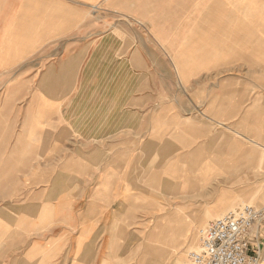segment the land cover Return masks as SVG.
Instances as JSON below:
<instances>
[{"label": "crops", "instance_id": "0c3cea01", "mask_svg": "<svg viewBox=\"0 0 264 264\" xmlns=\"http://www.w3.org/2000/svg\"><path fill=\"white\" fill-rule=\"evenodd\" d=\"M225 1L239 0H0V77L25 86L8 91L14 103L33 96L7 108L14 151L43 116L31 139L40 153L8 154L40 164L34 185L0 194V264H63V240L70 264H104L112 247L122 258L120 243L143 240L144 225L158 229L147 240L169 260L187 229L174 247L167 227L202 225L264 195V35L241 46ZM245 12L263 34L264 6ZM251 242L264 250V220Z\"/></svg>", "mask_w": 264, "mask_h": 264}, {"label": "rangeland", "instance_id": "374dc122", "mask_svg": "<svg viewBox=\"0 0 264 264\" xmlns=\"http://www.w3.org/2000/svg\"><path fill=\"white\" fill-rule=\"evenodd\" d=\"M159 4H160V6H162L164 3H159ZM250 5H251V10H256V9H262L264 6V3L261 1L260 2L259 1L258 2H247L245 0H239L238 2L225 1V2H223V6H222L224 13L225 12L229 13L232 10L235 13H238V15H239V18L237 20V23L239 26L238 37H239L240 43H244V45H241L244 47L247 45L245 43L249 42L247 38H249V39L251 37L253 38L254 34H255V41H256V39H260V37L262 35H264V33L262 34V33L257 32L258 30L263 29V28L258 27V26H262L263 21L257 23V21L261 20V19H259V18H247L246 17L245 9H246V7H248ZM165 11H164V13H165ZM229 20L230 19L228 18L227 24H230ZM251 21L255 23L256 28L254 29L252 26H250L251 28L249 29V32L254 31V33H246L248 31L247 25H248V23H252ZM119 23L124 24L125 27L128 29L135 28L136 29L135 30L136 31V37L138 40L140 39L144 43H147V44L151 43L155 46H158L153 35L150 33V29L147 28V26L145 24H140L136 19H131L128 17H123L122 19H120ZM129 35H132V37H133V33L132 34L130 33ZM158 51L162 55H167V50H165V49H160ZM170 52H173V51H170ZM175 52L178 53V51H175ZM173 57L175 58L176 63L179 65L180 61H182V60L176 59L175 54ZM242 69H244V68H242ZM30 71L31 70H28V72H30ZM181 71H183V70L180 66V72H178V73H181ZM31 73H32V71H31ZM16 77H22V76H16ZM13 85L18 86L15 89L16 93H18V95H22V90L25 87V86H22L23 83L8 82L7 76L0 77V194L5 193L7 191H10V192L16 191V188H19V187H29V186L34 185L35 183H33V182H35V179H33L32 177H29L28 175H30V173L32 172L33 176H37L38 175V173L36 172L37 168H35V167L40 164L38 161H32V160L31 161H26V160L20 161V160H13V157H10V158L8 157V154H12L13 152H16V154H19L17 156L18 158H22L24 155L25 156L30 155L33 159L34 158L33 155L40 153L39 145L36 146V145L32 144L31 139H33V138L37 139V137L39 138V133H38L37 128H38V126H40L42 124L40 119L43 117L42 115L39 116V114L33 115L32 128L30 130V135H29V137L31 138V139H29L30 144L25 145L24 147H17L18 149H16L14 151V146L12 144V137H11L12 131H9V129H7V125H6L7 108L15 105L18 109H22L23 106L24 107L28 106V101H32L33 96L30 98V100L28 98H25L24 100L21 98H18V99L15 98L18 101H16L14 103L12 101V98L8 99V91L10 89L12 90ZM25 85H27V84H25ZM36 87H37V83H35V82L30 83V90L31 91L28 93V95H33V90ZM10 137H11V140H10V143L8 145ZM41 152H43V151H41ZM55 152L56 151L54 149V151L52 153H55ZM8 158H9V160H8ZM52 164L55 165V163H52ZM254 199L255 200H252V201H240L238 205L233 206L230 209L223 211L218 217H220L221 215H224L225 213L229 212L230 210H233L237 207H243L245 205H251V206L261 210L264 213V195L256 193ZM213 219H215V218H213ZM213 219H211V220H213ZM263 220H261V221H263ZM209 221L205 222L202 225L188 227L187 232L185 233V236L181 240V244L179 247L180 251L178 252V254H177V252L173 251V254L170 256L169 260H168L169 256L167 258L159 257L160 253L157 252V250H159L158 247H160V248L163 247V245L161 243L156 242L152 246L150 244L149 240H147V238H149V234L151 232H153L154 229H155L154 231H156V232L158 231V229H156L155 226H151V225H144V226L137 227L138 230H141L138 233L140 234L139 237L143 238V240L126 241V242L120 243V245H119V246H121V250H120L121 253L120 254L123 253L122 258L116 257V255L118 254V245H116V246L112 247L111 252H110V256L105 257V260H103V258H102L103 254H102V251H100V249L102 247V243H97L96 250H95V257H96V260H100L101 262H102V260L105 261L104 264H151V263L152 264H154V263L155 264H158V263H160V264H171L172 263L173 264L174 262H175L174 264H176L178 256H180V254L184 253L186 263L192 264L190 261V258H189V253L191 251L197 250L199 248V244H200L199 232L202 228H204L208 225ZM261 221H260V223H261ZM259 224H257L255 227H257ZM255 227H254V229H255ZM49 228L50 227H47V229H49ZM51 228H53V227H51ZM47 235L52 236V235H56V233H54L51 229L50 231L48 230ZM145 238H146V240H145ZM53 245H55V244H53ZM58 245H59V243H56V246H58ZM61 246H62V249L57 251V253H58L57 257L62 255L63 256V264H70V260L72 259V256H71L72 242L68 241V240H63L61 242ZM156 247H157V250H156ZM114 248H115V250H113ZM47 253L50 254V253H52V251H47ZM155 253H156V255H154ZM147 259H150V260H147ZM154 259H155V261H154Z\"/></svg>", "mask_w": 264, "mask_h": 264}, {"label": "built area", "instance_id": "2783aa9c", "mask_svg": "<svg viewBox=\"0 0 264 264\" xmlns=\"http://www.w3.org/2000/svg\"><path fill=\"white\" fill-rule=\"evenodd\" d=\"M264 213L238 207L210 221L199 232V248L189 253L192 264H264V250L254 249L251 235Z\"/></svg>", "mask_w": 264, "mask_h": 264}, {"label": "bare ground", "instance_id": "6f19581e", "mask_svg": "<svg viewBox=\"0 0 264 264\" xmlns=\"http://www.w3.org/2000/svg\"><path fill=\"white\" fill-rule=\"evenodd\" d=\"M218 137V136H217ZM216 137V139H218ZM215 139V138H214ZM140 156V155H139ZM222 157V156H221ZM155 158V157H154ZM138 159H139V157H138ZM144 159V158H143ZM142 159V160H143ZM153 159V158H152ZM158 159V158H157ZM141 160V161H142ZM140 161V162H141ZM156 161V160H155ZM158 161V160H157ZM151 162V161H150ZM155 163V162H154ZM157 163V162H156ZM150 164V163H149ZM151 165H152V163H151ZM155 166V165H154ZM151 167V166H150ZM147 168V167H146ZM139 169H141V167L139 168ZM155 179V178H154ZM163 181H166V180H163ZM171 182V181H170ZM168 182H166V184H167ZM173 183H174V181H173ZM55 184V183H54ZM54 184H53V186H54ZM56 184H57V182H56ZM165 184V183H164ZM163 184V185H164ZM165 184V185H166ZM164 185V187L166 188L167 187V185L169 186L170 184H167L166 186ZM58 186V185H57ZM172 186V185H171ZM170 187V186H169ZM167 189H169L168 187H167ZM168 191V190H167ZM186 229H188V227H167L166 228V230H169V231H174L173 233H174V235L175 236H173L172 234H171V236H173L172 238H171V240H170V242H168L169 243V245H171V246H174V247H177V242H178V240H180V236H183L184 235V232L186 231ZM166 233V232H165ZM177 241V242H176ZM149 242H150V244L153 246V244L154 243H156L157 242V238H156V236L154 237V238H151L150 240H149ZM158 246V245H157ZM158 248H160V247H158ZM164 248H166V247H164ZM93 248H91V251H93L92 250ZM155 249V248H154ZM88 250H90V249H88ZM156 250H157V247H156ZM159 250H157V252H158ZM168 251H170L169 249H168ZM183 251V250H182ZM154 253V252H153ZM170 253H171V251H170ZM154 255H156V253L154 254ZM158 255V254H157ZM159 256V255H158ZM157 256V257H158ZM168 256V255H167ZM80 259H82V258H80ZM147 260H150V259H147ZM153 261V260H152ZM154 261H155V259H154ZM157 261V260H156ZM152 264V263H151ZM155 264V263H154ZM158 264H160V263H158ZM179 264H187L186 263V261H181Z\"/></svg>", "mask_w": 264, "mask_h": 264}]
</instances>
